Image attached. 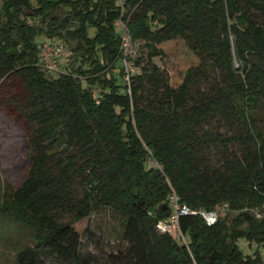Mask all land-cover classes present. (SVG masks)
Instances as JSON below:
<instances>
[{
    "label": "trees",
    "instance_id": "1",
    "mask_svg": "<svg viewBox=\"0 0 264 264\" xmlns=\"http://www.w3.org/2000/svg\"><path fill=\"white\" fill-rule=\"evenodd\" d=\"M117 21L151 64L129 87L114 75L125 76ZM41 36L74 43L75 74L97 97L78 76L43 68ZM0 101L23 123L28 151L24 182L0 197V220L28 228L36 250L91 264L73 225L104 208L120 216L119 264H260L237 241L264 246L253 212L264 215V0H0ZM77 185L83 196L72 203ZM172 193L193 210L227 204L236 215L212 226L181 217L182 243L156 229ZM18 258L36 264L34 251Z\"/></svg>",
    "mask_w": 264,
    "mask_h": 264
},
{
    "label": "rangeland",
    "instance_id": "2",
    "mask_svg": "<svg viewBox=\"0 0 264 264\" xmlns=\"http://www.w3.org/2000/svg\"><path fill=\"white\" fill-rule=\"evenodd\" d=\"M37 0H31L32 6L36 7ZM119 2V0H118ZM124 0L119 3L121 6ZM68 13L65 8H58L54 14L64 16ZM41 19L27 18L26 23L35 25L41 28L46 27L47 19L42 22ZM115 31L117 34L124 37L126 33L125 25L121 21L115 24ZM55 41L63 45V52L60 61L57 63L60 69L64 68L65 71L73 75L75 70L79 67L80 62L73 53L74 43L66 41L64 38H53L41 36L36 42L41 45L46 41ZM130 41V39H129ZM129 51L132 52L131 77H137L143 72L149 73L151 64H149L146 57V50L139 43L130 41ZM152 64L160 67L158 58L152 59ZM84 71L88 70L85 65L82 68ZM118 77L119 83L124 84V80ZM82 86L85 89L91 90L97 97L99 90L95 85H89L85 77L79 76ZM150 84L145 80V89H149ZM1 102V101H0ZM262 115L264 116V102ZM256 125L264 132V120L258 121ZM229 152H237L236 147L230 145ZM212 160L214 163L220 159V155L216 151L211 152ZM146 168H158V166L151 160H145ZM28 169V151L25 142V129L23 123L11 117L9 113L0 105V197L7 196L14 189L19 188L25 180V174ZM83 196L80 186H76L72 193L71 202L75 203ZM254 213L257 211H253ZM58 220L60 222H67L70 219V213L57 212ZM235 213L228 210L220 213V219H226L227 224L230 225ZM74 229L80 235L81 248L80 254H90L93 257L91 264H119L116 259L118 251L124 250L126 244L120 238V216L112 214L107 209L95 210L87 219L73 225ZM88 227V231L85 229ZM238 248L244 256L251 258L258 257L260 264H264V246L256 243H248L246 239L241 238L237 241ZM26 249L36 253V264H60L53 257L48 254L36 250V246L32 243L31 232L28 228L14 224L10 220H0V264H25L18 258V251Z\"/></svg>",
    "mask_w": 264,
    "mask_h": 264
},
{
    "label": "built area",
    "instance_id": "3",
    "mask_svg": "<svg viewBox=\"0 0 264 264\" xmlns=\"http://www.w3.org/2000/svg\"><path fill=\"white\" fill-rule=\"evenodd\" d=\"M121 3V0H119ZM129 35L124 33L122 37V67L124 70V83L127 87L130 85V71H131V59L132 52L129 51L130 41ZM63 52V45L55 41H46L42 43L40 47V62L43 68L48 72L64 73V68L60 69L57 63L60 61V57ZM129 92V91H128ZM98 103V101L96 102ZM168 205L170 208V215L168 218L160 220L156 223V229L162 234H168L182 243H185L184 238L179 230V219L185 216H197L202 219V221L207 226H212L217 223L220 219V213L222 211L228 210L227 204H222L216 206L212 210L197 209L193 210L186 205L180 203L178 196L172 193L168 198ZM255 217L257 219H264L263 213L255 212Z\"/></svg>",
    "mask_w": 264,
    "mask_h": 264
}]
</instances>
